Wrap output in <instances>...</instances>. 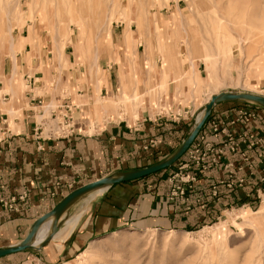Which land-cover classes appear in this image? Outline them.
<instances>
[{
    "label": "rangeland",
    "instance_id": "obj_1",
    "mask_svg": "<svg viewBox=\"0 0 264 264\" xmlns=\"http://www.w3.org/2000/svg\"><path fill=\"white\" fill-rule=\"evenodd\" d=\"M22 33L30 44L35 40L39 50L44 48L59 59L64 69L70 63L89 77L96 102L94 127L143 112L134 81L144 66L152 76L150 88L175 81L179 96L188 99L193 109L215 93L264 95V0H0V63ZM113 65L121 68L122 86L118 92L99 96L102 70ZM176 70L181 72L180 82ZM165 71L168 77L163 76ZM208 75L212 77L209 81ZM21 89L24 91L23 86ZM158 91L157 98L149 93L151 109L164 98L165 87ZM162 104L156 111L160 120L168 113ZM235 104L249 108L248 104ZM47 109L41 110L45 118L55 111L54 107ZM202 109L194 114L196 118ZM47 124L46 136L55 123L48 120ZM193 126L183 133L167 134L166 141L155 144L143 168L170 156ZM187 161L184 156L163 174L167 182L175 179L168 182L170 191L180 184L178 169ZM256 188L254 197L246 201L219 204V214L203 223L170 231L122 229L94 239L74 256L66 251L61 254L66 240H52L39 252L19 255L14 263L264 264V212L256 214L264 207V180ZM195 194L194 204L202 211L203 190L196 188ZM92 202L87 196L81 198L65 214L62 225ZM80 227L78 224L76 229ZM15 243L11 240L0 245Z\"/></svg>",
    "mask_w": 264,
    "mask_h": 264
},
{
    "label": "crops",
    "instance_id": "obj_2",
    "mask_svg": "<svg viewBox=\"0 0 264 264\" xmlns=\"http://www.w3.org/2000/svg\"><path fill=\"white\" fill-rule=\"evenodd\" d=\"M15 46H18L17 50ZM45 50H39L35 40L30 44L28 36L22 33L13 41L9 54L0 63V196L17 202L16 212L0 208V242L15 240L12 245L18 244L32 223L71 191L102 177L143 169L152 147L166 141L167 134L186 131L197 119L194 114L208 102L193 109L188 99L179 96L175 81L166 85L159 82L158 86L150 88L152 76L144 66L138 70L134 81L137 95L142 98L143 112L119 122L103 121L99 127H94L91 121L96 102L91 97L89 77L70 63L69 68L64 69L60 60ZM115 66L103 68L99 96L118 92L122 86L121 68L118 70ZM166 71L163 72L164 77L169 76ZM176 72V81H182L179 77L181 72ZM159 87H165L161 101L168 108V113L161 120L156 113L161 101L156 103L154 100L153 105H156L151 109L149 99V93L159 97ZM195 89H192L194 94ZM37 102L49 111L53 107L55 110L71 108L75 135L69 139L48 138L45 126L50 119L45 118L44 112L39 115L42 107H38ZM246 106L249 108L242 109L244 106L238 104L214 106L199 133L216 147V141L210 134L212 123H216L235 137L246 136L254 143L258 141L251 149L241 148L247 163L241 161L239 154L224 152L217 168L208 173H191L196 177V186L203 190L204 210H199L193 197L186 202L170 198V185L163 174L167 175L179 164L186 156L184 154L169 169L89 196L93 202L67 218V221L76 219L70 233L61 240L53 239L57 243L66 240L61 254L66 251L69 256H74L94 239L122 229L170 231L196 222L203 223L219 214V204L254 197L256 184L258 186L264 180V158L259 157L264 151V109ZM240 112H250L252 117L243 123ZM34 130L36 134L41 131L40 139H36ZM228 164H232L234 169L241 167V172L236 174L244 180L241 188L227 189L220 184L227 181ZM212 186H216L214 198L210 193ZM23 194L24 201H18ZM78 224L81 225L79 230L76 229ZM22 254L27 252L2 258L0 264H15Z\"/></svg>",
    "mask_w": 264,
    "mask_h": 264
},
{
    "label": "built area",
    "instance_id": "obj_3",
    "mask_svg": "<svg viewBox=\"0 0 264 264\" xmlns=\"http://www.w3.org/2000/svg\"><path fill=\"white\" fill-rule=\"evenodd\" d=\"M38 107H42L40 102H37ZM46 108V107H45ZM42 107L41 110L45 109ZM39 110V111H41ZM39 115H43V111ZM240 121L247 122L249 118L252 117L250 112H240ZM49 119L54 122V127H50L49 131L46 133L48 138L51 139H69L75 135V125L74 119L71 115V108L61 107L50 113ZM38 126V125H36ZM37 131V130H36ZM37 133V132H36ZM35 133L36 139H40L41 131L38 134ZM211 137L216 141V147H213L210 142L206 141L205 136L199 135L196 137L190 148L185 153L188 156V161L183 164L178 170L181 172L182 177L180 178V184L177 186H172L170 191V198H178L182 201H188L189 198L195 197V190L199 187L196 186V177L191 175L190 172L195 173H208V171L213 170L219 166L224 152L229 154H239L241 161L244 163L248 162L246 155L241 152V148L244 146L251 149L256 143L251 140L250 137L241 136L235 137L229 133L225 127L212 123L211 125ZM210 157L208 162V157ZM259 157L264 158V151L259 154ZM241 167L233 168L232 164L226 166V183L222 182L220 184L224 185L227 189H233L234 187L241 188L243 186L244 180L237 177V173L241 172ZM178 175H176L177 177ZM174 177L170 178L168 182L173 183ZM211 195L216 197V186L211 187ZM199 191L202 189L199 188ZM24 194L18 198V201H24ZM199 197H197V202ZM16 200L9 199L6 200L0 196V208L7 211H17Z\"/></svg>",
    "mask_w": 264,
    "mask_h": 264
},
{
    "label": "water",
    "instance_id": "obj_4",
    "mask_svg": "<svg viewBox=\"0 0 264 264\" xmlns=\"http://www.w3.org/2000/svg\"><path fill=\"white\" fill-rule=\"evenodd\" d=\"M242 103L264 109V97L247 93H219L210 97L204 105L201 114L196 119L193 128L180 146L167 158L152 166L129 172H121L111 176L102 177L91 183L85 184L63 197L49 212L37 218L30 226L25 237L16 245L0 248V259L24 253L27 251L39 252L44 249L56 234L65 214L83 197L92 192L103 189L104 191L112 186L140 180L158 172L164 171L177 163L190 148L202 127L209 119L214 106L219 104ZM49 222L50 234L37 246L34 240L39 228Z\"/></svg>",
    "mask_w": 264,
    "mask_h": 264
},
{
    "label": "bare ground",
    "instance_id": "obj_5",
    "mask_svg": "<svg viewBox=\"0 0 264 264\" xmlns=\"http://www.w3.org/2000/svg\"><path fill=\"white\" fill-rule=\"evenodd\" d=\"M207 71H211L212 68L210 67H207L206 69ZM212 77L210 75L207 76V81L211 80ZM217 95V94H216ZM264 97V96H263ZM210 99V98H209ZM209 101V100H208ZM198 119V118H197ZM104 190L101 189V190H97L95 192H92L91 194H89L87 197L91 196V195H95V194H99L101 192H103ZM85 209V208H84ZM261 212H264V207H261L259 208V210L257 211L256 214H260ZM64 218L62 219V222H63ZM75 221L76 219L74 220H71V221H65V223L62 225V222H61V225L59 226L56 234L53 236V238L51 239V242L53 239H61L62 237H65L66 235H68L70 233V231L73 229L74 227V224H75ZM50 234V226H49V222L43 224L37 234H36V237H35V240H34V245L37 246L39 243H41L48 235Z\"/></svg>",
    "mask_w": 264,
    "mask_h": 264
},
{
    "label": "trees",
    "instance_id": "obj_6",
    "mask_svg": "<svg viewBox=\"0 0 264 264\" xmlns=\"http://www.w3.org/2000/svg\"><path fill=\"white\" fill-rule=\"evenodd\" d=\"M232 104H235V103H232ZM246 105V104H245ZM188 136V135H187ZM159 173V172H158ZM157 174V173H156Z\"/></svg>",
    "mask_w": 264,
    "mask_h": 264
}]
</instances>
